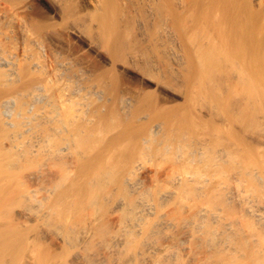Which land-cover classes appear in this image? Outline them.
Returning <instances> with one entry per match:
<instances>
[{"label":"bare ground","instance_id":"obj_1","mask_svg":"<svg viewBox=\"0 0 264 264\" xmlns=\"http://www.w3.org/2000/svg\"><path fill=\"white\" fill-rule=\"evenodd\" d=\"M43 1L45 11L33 14L30 0H0V264H264V124L232 128V114L219 124L213 110L196 108L212 70L194 74L187 112L152 118L137 88L114 89L105 69L113 63L103 50L120 20L113 1L91 0L80 15L67 0ZM142 1L133 20L160 53L146 61L178 81L175 28L158 16V0ZM260 23L251 58L261 51L264 77ZM90 53L100 60L92 66ZM137 80L168 101L180 98L162 80ZM130 117L149 124L140 134L120 129Z\"/></svg>","mask_w":264,"mask_h":264},{"label":"rangeland","instance_id":"obj_2","mask_svg":"<svg viewBox=\"0 0 264 264\" xmlns=\"http://www.w3.org/2000/svg\"><path fill=\"white\" fill-rule=\"evenodd\" d=\"M30 1H31V6H32L30 12H32L33 14L35 13L39 14L45 11V9L42 6L43 5L42 3H44L43 0H30ZM67 1L68 2H66V4L68 3L67 5H69L68 7L71 8V11L73 10V12L76 13L75 15L77 14L80 15V13L83 14L84 7L86 6L87 3H90L91 0H67ZM111 1H113L114 5H116L117 12H119L118 19L120 20H118V26L116 28L115 35L112 38L111 43L107 47H104L103 54L107 55L108 58H110L113 63L111 67L109 65H106L105 69H107L112 74V77H113L112 84H113L114 89L126 90L129 87H136L137 94L141 97L144 105L145 106L148 105V108L151 109V111L153 110L151 112L152 118L158 119L160 121H167L170 119V117H171L170 120H172V117L174 119V116H176L175 119H177V115L178 116L180 115V111H181V114L182 112L184 113L185 111L187 112L190 106L188 95L192 89L191 85L198 78L196 76H203L204 72L207 74L208 70H212L215 76L213 73L212 74L210 73L212 71H209L210 76L207 74V77H209V79H207L206 77L207 83L204 86L205 89L199 94L200 100L195 103L196 108H198L199 104H202L203 106L205 105V107L207 106L208 108L213 110V112H215L214 117L216 118L219 124L224 123L225 121L224 118L227 120L230 119L231 116L229 117V115L232 114V128L240 127L241 121L250 122L251 124H258L259 126L261 124H264V80L262 81V78L264 79V77L260 76L261 74L260 71L262 70H260L259 64H258V62L260 63L259 60L261 58L260 57L261 51L258 52L257 56H255V59H252L253 56H251V54L256 52V51L252 52V49L255 50V47H257L256 46L257 39L256 38L254 40L252 39L253 37H257L259 39V36H260L259 27L257 26H259V23L262 22V20L264 19V0H177V1L176 0H158L156 1L157 3L154 2L152 5L156 9L155 11L157 12L161 11L160 15L158 16L163 15L162 19L167 18L165 19L166 21L168 20L167 23L171 25V28L173 29L175 28L174 29V31H176L175 35H177L175 36L177 40L176 45L180 43L178 46L181 48V52L184 53V54L182 53L183 55L182 58L184 59V63L182 59V62H181L182 65H180V67H182L183 69L181 68L179 70V71L182 70V72H179L181 73L180 75L181 79L179 78L180 80H178L179 82L171 79L172 77H168V78L166 77V79L165 78L162 79L160 77L162 75L159 74L160 75L159 76L158 73H154L152 71V68L150 69L151 65L149 64L151 63H149V61L151 59L149 58H151V56H154V54L152 53H155L157 51L155 53L157 54L159 52L158 48L155 44V49L157 50L153 52V50L155 49L152 46L145 44L147 42L150 43L149 39L145 40L140 37V35L138 34L139 32H138L136 23L133 20V18L136 19V17L143 12L142 11V9H144L143 5H142V8L140 6L141 3H143V1L142 0H111ZM151 1L153 2L154 0H151ZM178 1L181 2L179 3V7L176 6L177 3H175ZM180 4H182V6ZM157 5L161 6V8L158 7ZM101 6H102V3L100 2V10L98 11L100 13L102 12ZM138 8H140L142 12ZM162 8H164V10ZM162 11L164 12V14H161ZM140 16H138L137 18H139ZM143 16L148 18L146 12L142 14V18H141L142 20H144L145 18ZM146 18L145 20L148 22L144 21L147 24L146 25L144 23V25L148 27V28L146 27L148 30L153 25V28L152 30L150 29V32L152 31V33L154 34L153 32L154 23L150 24L151 22L149 21V19H146ZM156 19L159 20L158 17ZM180 25L182 26L181 28H180ZM96 28H97L96 25H94L93 30L97 31ZM146 28H145V32L147 31ZM179 29H180V32H179ZM257 30H258V33H257ZM215 31H217V33H215ZM218 31L220 34L219 35L220 38H218ZM147 33H149V31ZM152 33H150V35ZM254 33L256 35L258 34L259 36H256ZM221 34L224 35V38H226L224 39L225 40L224 43H223ZM180 38L182 41L180 40ZM228 38L230 39L232 46L230 45V42H229V46L227 45L229 41ZM188 39H190L191 41ZM251 40L255 45L254 47L252 46L253 44L251 43ZM144 41H147V42H144ZM213 43L215 45H213ZM221 43L222 44L227 43L225 44L227 46L224 47V45L222 46ZM150 45H153V43L152 44L150 43ZM200 45L202 47L204 46V48L206 47L205 50L207 51V53L205 50L203 51V48ZM212 45H213V48H212ZM146 46L148 47L146 48ZM218 46H220L219 49H218ZM207 47L210 51L207 50ZM222 47L224 49H221ZM228 47L231 49V51L229 50ZM146 49L148 51H146ZM212 49H214L215 51ZM256 50L259 51V49L257 48ZM212 51L214 52L212 53L214 55L213 56L214 58H216V55L217 57H219V58H216L217 62L214 61L215 59L211 60ZM218 51H220V53ZM228 52L230 54H228ZM222 53H225V55L227 56L223 57L224 55ZM231 53H232V56H231ZM201 55L202 56L204 55V56L202 57ZM207 55H209L208 56L209 59L207 61V62H210L209 64L205 63ZM258 55L260 58L258 57ZM85 59L88 61V64H90L91 66L92 64H94V62L100 61L99 56L92 54V53H90L89 55H86ZM229 59H231V61H229ZM146 60H149V61H146ZM210 60L213 61L214 63L213 62L211 63ZM218 60L220 62H223L222 64H223V67L225 68H222L221 66L222 64L219 63ZM252 60H253L252 62L253 65L250 64ZM256 60L258 61L257 64H256ZM202 63L204 64V66H206V69L208 67L206 71L204 70V66L202 65ZM229 63H231L230 68H232V78L230 79L232 84L230 81L229 83L227 78L224 77V70L226 68L228 69ZM254 63L256 65H254ZM217 64L219 65V69H217V66H218ZM220 66L222 69L220 68ZM252 66H255V67L257 66L256 67L257 69L254 67V71H253ZM215 68L217 69V71L215 70ZM258 68L260 71L258 70ZM235 69L238 71H241L240 74ZM220 70H222L221 73H220ZM256 70L259 71L258 73L259 76H257L258 71L256 72ZM222 73L223 75L221 76L223 77V80L224 78L226 79L225 81L222 80V77L221 78L219 77V75ZM143 74L147 75V77L151 79L153 82L158 81V80H162V82L164 81L165 84L175 89V91L180 95V98L176 99L175 101L174 100L168 101L166 96L163 93L156 90L154 87L152 86L145 87L144 85H141L139 81L137 80V77ZM251 75H253L254 77H252ZM166 76H169V75H166ZM212 77L213 79L218 78L217 80L223 81V84H227L228 86L225 87L224 85L225 89L222 91L223 88L222 89L220 88L223 86L222 82L220 83V81H217V80L214 81L212 80ZM246 78L248 81L246 80ZM256 79L260 81L258 82ZM252 81H255V83L257 82L256 85ZM250 82L253 83L254 86ZM217 83L219 85H217ZM258 84L260 86H257ZM251 87H255L256 90L254 91V89ZM260 87L262 89H260ZM231 88L232 90H230ZM261 91L262 93L260 94ZM227 94H230V95L228 96ZM221 96L223 99L221 98ZM223 96H225V98ZM225 99H228L229 101L228 100L225 101ZM221 101H223L224 103ZM231 103H232V107H231ZM226 114H228L227 118H226ZM148 120L150 119H147L146 121L148 122ZM147 122L139 121V120L137 121L136 119H131L130 117V120L128 118V120L126 121H122V122L120 121V125H118V127H120V129L122 130L126 128L125 126H130L133 129L134 127H136L135 131H138L139 133L138 132L137 133L140 134L145 128H147V124H149ZM124 131L126 130L124 129Z\"/></svg>","mask_w":264,"mask_h":264}]
</instances>
